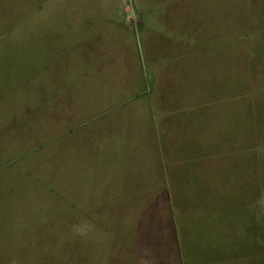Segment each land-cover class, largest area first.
I'll return each mask as SVG.
<instances>
[{
    "label": "rangeland",
    "instance_id": "1",
    "mask_svg": "<svg viewBox=\"0 0 264 264\" xmlns=\"http://www.w3.org/2000/svg\"><path fill=\"white\" fill-rule=\"evenodd\" d=\"M95 16L114 21L92 32ZM86 52L90 65L114 68L86 72ZM182 63L218 68L215 84L196 80L207 70L189 72L188 83L226 97L233 126L244 127L240 140L228 134L243 152L206 172L241 195L226 205L224 244L186 246L183 264H264V0H0V264H86L84 243L111 239L119 216L109 212L129 207L114 180L152 171L144 152L116 162L113 138L158 97L151 80L163 73L170 86L167 66ZM156 65L167 70L153 76ZM206 163L181 162L179 175L193 179ZM87 217L104 230L83 229Z\"/></svg>",
    "mask_w": 264,
    "mask_h": 264
},
{
    "label": "crops",
    "instance_id": "2",
    "mask_svg": "<svg viewBox=\"0 0 264 264\" xmlns=\"http://www.w3.org/2000/svg\"><path fill=\"white\" fill-rule=\"evenodd\" d=\"M113 21L111 18L95 16L91 22L88 21L95 25L87 29L94 32L92 29L99 30L102 23L104 26H111L107 24ZM107 51V54H110V51ZM87 54L88 52L86 57H83L86 72H94L95 69L109 71L114 68V64L108 63H103L100 67L90 65L87 62ZM105 64L107 66H103ZM167 67L156 65L151 71L153 76L159 71H169L167 78L172 87L170 84L166 87L163 80L159 81L165 76L163 73L160 78H153L151 81L154 86L158 85V97L150 100L148 104L145 102V112L137 108L135 114L131 115V120L135 122L129 120L127 123L130 125V133L120 129L118 137L113 138L116 162H122L124 153L125 162H137L131 159V156L144 152L145 162H149L152 171L146 176L129 175L114 180L115 186L120 187L115 199L129 200V207L127 211L118 207L114 208L117 210L109 212L119 216V221L112 223L114 233L111 239L103 242L101 238L93 236L84 243V251L88 249L87 260L84 261L86 264H98L104 256H109L111 264H183L190 259L185 254V248H188L186 246L199 242L207 246L218 242L224 244L226 231L231 227L226 218V205L236 206L233 199L238 205L241 204L238 197L241 195L236 193L238 196H234L222 176L207 175L206 172L210 168L215 169L217 162H233L230 157L235 152H243L239 143L244 129L242 122L233 126L231 114L227 113L225 107L226 97L213 95L211 89L207 93L202 89H193L188 83L192 82L189 72L207 70L211 74L198 73L196 80L200 83L215 84L218 68L213 64L192 66L183 63L176 69ZM220 70L225 71L222 68ZM92 77L87 75V82ZM135 81V78L131 79L130 88L136 86ZM175 84L178 86L177 90ZM121 100L112 98V104ZM105 101L106 99H103L102 102ZM206 103L211 104L208 110L203 105ZM85 115L78 118H85ZM70 117L71 120L74 118L73 115ZM232 130L239 140L231 146L228 134ZM124 134L129 136L124 137ZM123 139H127L129 145L123 144ZM227 141L230 143L227 144ZM181 162L208 163L205 167H195L194 178L184 181L179 175L182 172ZM204 172L206 175H203ZM204 176L208 177L206 180L209 182L203 179ZM89 189L96 190L94 187ZM92 196L89 197L96 201L89 205L91 211L101 205L97 202L99 196ZM72 197H65L66 204L72 206L69 210L74 208ZM82 213L85 216L99 215L89 212L85 207ZM121 214L125 215V218L120 219ZM82 224L83 229L90 225L92 229L98 228L102 231L106 225L100 224L97 219L89 222L88 217ZM219 231H224V235H219ZM105 250H108L107 254Z\"/></svg>",
    "mask_w": 264,
    "mask_h": 264
}]
</instances>
